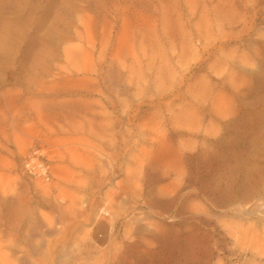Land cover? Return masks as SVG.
<instances>
[{
    "label": "rangeland",
    "instance_id": "rangeland-1",
    "mask_svg": "<svg viewBox=\"0 0 264 264\" xmlns=\"http://www.w3.org/2000/svg\"><path fill=\"white\" fill-rule=\"evenodd\" d=\"M262 204L264 0H0V264H264Z\"/></svg>",
    "mask_w": 264,
    "mask_h": 264
},
{
    "label": "built area",
    "instance_id": "built-area-1",
    "mask_svg": "<svg viewBox=\"0 0 264 264\" xmlns=\"http://www.w3.org/2000/svg\"><path fill=\"white\" fill-rule=\"evenodd\" d=\"M24 168L32 176L50 183L53 180V172L46 160L43 150L35 148L24 159ZM236 264H241L239 261Z\"/></svg>",
    "mask_w": 264,
    "mask_h": 264
},
{
    "label": "bare ground",
    "instance_id": "bare-ground-1",
    "mask_svg": "<svg viewBox=\"0 0 264 264\" xmlns=\"http://www.w3.org/2000/svg\"><path fill=\"white\" fill-rule=\"evenodd\" d=\"M258 211L260 210V211H262V212H264V204H262V205H258Z\"/></svg>",
    "mask_w": 264,
    "mask_h": 264
}]
</instances>
